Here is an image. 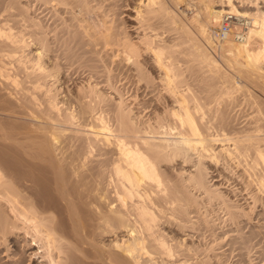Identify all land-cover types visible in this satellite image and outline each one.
Wrapping results in <instances>:
<instances>
[{
	"label": "bare ground",
	"instance_id": "bare-ground-1",
	"mask_svg": "<svg viewBox=\"0 0 264 264\" xmlns=\"http://www.w3.org/2000/svg\"><path fill=\"white\" fill-rule=\"evenodd\" d=\"M116 6L0 0V264H264V0Z\"/></svg>",
	"mask_w": 264,
	"mask_h": 264
},
{
	"label": "rangeland",
	"instance_id": "rangeland-1",
	"mask_svg": "<svg viewBox=\"0 0 264 264\" xmlns=\"http://www.w3.org/2000/svg\"><path fill=\"white\" fill-rule=\"evenodd\" d=\"M137 2H138V0H116V4H117V6H116V10H117V12L119 13L118 14V17H120L124 22H125V25H126V27H127V30L133 35V36H137V31L139 30V24L137 23V13H136V11H135V9H136V5H137ZM41 10L42 9H39V12H41ZM46 13V12H45ZM45 13H43V14H45ZM216 27H218V26H216ZM216 27H211L212 28V30H214V28H216ZM138 28V29H137ZM133 89L131 88L130 89V92L132 91ZM130 92H129V94H130ZM133 92V91H132ZM131 92V93H132ZM138 99H149V98H151L152 96H151V94L150 93H147V92H145V91H142V90H139L138 91ZM217 144H221V142H217ZM217 172H215L214 174H216ZM225 175L227 176V177H223V176H221V177H216L215 179L216 180H219V181H223L224 183H225V187L226 186H228L230 183H232L230 186H233L235 183H237V181H235L234 180V176H232V174H230V173H225ZM228 177L229 178H232L231 180L229 179V180H227L228 179ZM229 186V187H230ZM237 186H239V185H237ZM162 226H164V227H167V230H173V232H172V234H176L178 237H181V236H183L184 234H183V232H181L179 229H177L176 230V228H178V227H175L174 225H172V224H169V223H164V224H162ZM178 230H179V232H178ZM181 232V233H180ZM181 234V235H180ZM188 236V235H187ZM187 236H185L186 238H187ZM196 236H194V238H195ZM189 238V237H188ZM204 241H207L208 242V240H210V237H207V238H202ZM220 249H217L216 251H218V252H220L219 251ZM229 260H230V264H237L238 262H237V260H238V256H237V251L235 252V253H233V254H230L229 255ZM233 263H232V262ZM235 262H237V263H235ZM228 263H229V261H228ZM227 263V264H228ZM240 264V263H239Z\"/></svg>",
	"mask_w": 264,
	"mask_h": 264
},
{
	"label": "built area",
	"instance_id": "built-area-1",
	"mask_svg": "<svg viewBox=\"0 0 264 264\" xmlns=\"http://www.w3.org/2000/svg\"><path fill=\"white\" fill-rule=\"evenodd\" d=\"M236 18H232L230 14H227L224 16V20L221 22V24L214 28L213 30V37L215 41L218 43L220 41H223L226 39L230 34L237 40V41H243L245 39V29L247 26L248 21L246 19H241V27L239 32L231 33V21H235Z\"/></svg>",
	"mask_w": 264,
	"mask_h": 264
}]
</instances>
